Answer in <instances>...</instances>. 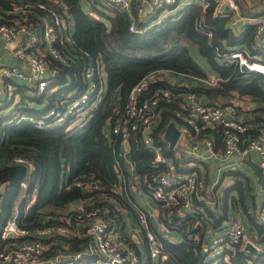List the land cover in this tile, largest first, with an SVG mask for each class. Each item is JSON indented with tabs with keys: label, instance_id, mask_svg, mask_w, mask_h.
Segmentation results:
<instances>
[{
	"label": "trees",
	"instance_id": "16d2710c",
	"mask_svg": "<svg viewBox=\"0 0 264 264\" xmlns=\"http://www.w3.org/2000/svg\"><path fill=\"white\" fill-rule=\"evenodd\" d=\"M26 1L0 0V15L12 16L8 12L14 9V5L21 6ZM41 1L55 9L71 25V36L65 39L56 31L57 37L53 41L65 59L46 54L48 70L52 73L47 93L32 97L26 85L17 83L15 87L20 98L16 102L6 98L0 100L3 103L1 107L15 106L0 118V250L16 240L2 237L3 229L16 208L20 225L33 229L56 220L58 212L70 203L90 198L92 205H100L106 210L103 212L104 218L113 226L122 228L121 235L141 254L138 243L123 231L124 209L136 213L127 197L113 192L102 196L83 190L75 181L95 178L105 186L118 181L116 161L119 160L124 166L120 155L124 145L111 132L117 113L124 110L133 87L152 72L169 71L206 78L207 73L192 56L191 48H196L207 60L218 80L216 85L185 86L182 89L221 97L222 103H209L222 106L231 105L234 95L248 97L258 103L253 110L256 119L264 121V74L259 71L244 72L236 63L217 56V50L246 48L250 55L260 53L264 59V53L254 45V24L247 21L238 30L233 29L229 25V15H214L215 3L212 1L206 8L201 1H190L161 19L159 17L164 8L173 9L180 3L146 9L139 16L136 11L138 0H133L131 13L118 5H109L105 0H85L84 4L82 0ZM236 1L244 16L264 12V3L260 7H251L245 0ZM42 12L35 8L28 14L32 20H39V14H44ZM133 19L138 31L129 29ZM96 59H101L107 75L106 91L86 117L72 127L67 124L34 126L32 118L44 115L49 107L60 100L73 99L85 90L84 63H94ZM159 87L173 90L171 100L161 102V119L154 131L156 142L163 146L167 155L171 149L164 138V131L170 121L180 123L175 110L179 108L180 100L177 93L182 89H177L165 79L150 83L147 91ZM33 101L45 102V107L40 108ZM215 141L218 146L217 136ZM129 142L130 157L135 162L136 172L144 178L151 170L153 151L141 141L139 135H132ZM19 157L31 161V172L26 164L15 160ZM192 157H187L186 161L192 160ZM187 168L199 170L197 164ZM226 173L234 178L230 187L219 191L221 179L213 190L206 193V198L213 201L212 206L202 198L196 200L193 214L166 209L162 217L164 224L169 229L179 231L182 240L175 241L159 234L163 244L159 264H264L262 250L255 254L246 250L245 246L224 248L222 253L211 257L205 248L206 227L201 216L211 222L214 230H219L222 222L230 218L229 202L233 205L232 200L237 199L246 208L242 171L228 170ZM23 181H26V187L21 186ZM236 189L238 197L231 196ZM32 196L34 200L30 202L28 197ZM249 223L253 224L261 237L264 236V223H259L255 217H250ZM246 230L248 234L252 233ZM249 230L253 229L250 227ZM54 238L50 249L52 253H75L85 250L89 244L86 236L66 239L56 235ZM144 246V264H154L147 240ZM93 257H83L78 262L84 264Z\"/></svg>",
	"mask_w": 264,
	"mask_h": 264
},
{
	"label": "built area",
	"instance_id": "2783aa9c",
	"mask_svg": "<svg viewBox=\"0 0 264 264\" xmlns=\"http://www.w3.org/2000/svg\"><path fill=\"white\" fill-rule=\"evenodd\" d=\"M105 1L109 5H118L132 12L133 0ZM180 1L138 0L136 11L141 16L146 9L179 4ZM210 1L215 3V16H227L232 11L239 18L252 22L254 45L264 53V12L255 16H244L236 0H203L204 8L210 4ZM35 8L44 13L39 14V20H32L28 14ZM10 13L11 18L0 15V47H12L19 63L0 65V100L6 98L16 102L20 98V93L16 92L17 83L26 85L35 95L49 91L47 86L52 73L48 70L46 54L65 59L53 45V41L57 37L56 31L65 39H70L71 25L55 9L41 0H28L21 6L15 4L8 15ZM129 29L138 31L134 19ZM217 56L222 60L236 63L240 70L242 66L247 65L251 71H259L252 68L255 62H258L263 67L259 72L264 73V59L260 53L250 55L246 48H237L217 50ZM167 72L169 71L152 72L139 81L129 93L124 110L116 115L111 132L118 136L121 145H124L120 152L124 166L119 160L116 161L118 181L109 186L103 185L95 178L75 181V184L83 190L100 193L102 196L113 192L127 197L128 202L136 209L135 215L144 230L154 264H159L163 244L159 233L150 225L151 214L134 199L135 188L140 187L154 197L158 202L161 217L166 209H176L182 214H193L196 211L197 199L203 198V201L212 206L213 201L206 198V193L213 190L221 173L228 170L245 172L247 167L245 159L252 158V153L257 154L256 161L264 171V121L257 120L256 113L251 112L252 110L242 111L234 101L230 106L202 102L198 99L197 92L182 89L191 86L175 79H168L165 75ZM103 73L101 59H96L94 63L85 62L83 67L85 90L73 99H63L52 105L47 109L46 114L32 118V124L37 127L57 124H67L68 127H72L84 119L106 91ZM165 79L177 89H182L177 93L180 100L179 108L175 110L180 119V123H176L180 134L175 145L170 148L171 153L167 155L163 151V146L156 142L154 131L161 119V102L171 100L173 90L170 87H159L147 91L150 83ZM217 80L216 77V80L204 81L216 85ZM132 135H139L141 141L153 151L150 161L151 170L144 178L136 172L135 162L130 157L129 139ZM216 136L219 140L218 146H216ZM203 153L206 155H202ZM191 156H193L192 160L186 161L187 157ZM200 156L211 158L216 163L218 176L211 185L207 183L203 172L187 168L195 165L196 158ZM15 160L26 164L29 172L32 171L31 161L22 157ZM21 186L26 187V181H23ZM28 198L30 202L34 200L33 196ZM105 211L100 205H92L90 198H83L62 208L53 222L30 229L20 225L19 211L16 208L2 233L3 238L11 237L16 240L11 244L7 243L0 250V264H82L78 262L79 259L83 257L87 259L91 256L94 257L84 264H144L142 254H139L121 235L120 227L113 226L104 218ZM257 218L260 223H264V183ZM161 223L162 229L168 232L169 228L163 220ZM246 229L247 225L242 219L232 216L221 225L219 230H216L214 236L205 244V248L210 255L215 256L222 253L224 248L244 247L250 241L260 250L259 245L249 237ZM9 232L12 236L8 235ZM56 235L66 239L86 236L89 244L85 250L75 253L66 251L52 253L50 249Z\"/></svg>",
	"mask_w": 264,
	"mask_h": 264
},
{
	"label": "crops",
	"instance_id": "0c3cea01",
	"mask_svg": "<svg viewBox=\"0 0 264 264\" xmlns=\"http://www.w3.org/2000/svg\"><path fill=\"white\" fill-rule=\"evenodd\" d=\"M190 1H193V0H181L179 5H181V4L185 5L188 2H190ZM198 1H201L203 3V0H198ZM263 3H264V0H253V2H251V4H249V5L250 6L254 5L256 7H260ZM263 7H264V4H263ZM160 17H162L161 14H160ZM229 17H231L230 21H229V25L235 30H238L240 28V26H242L244 23H246L248 21L245 18H239L232 11H230ZM191 53H192V56L196 59V61L198 63H200V65L205 69V71L207 73L206 78H199V77H195V76H191V75H186V74H181V73H174V72H167V73H165V75L170 80L171 79L172 80L175 79L178 82L187 84V85H189L191 87L198 86V85L202 86V82L206 83V86H207L208 83L205 82L204 80L205 79H210L211 80V77L215 76V75H213V76L209 75L210 74L209 69L211 70L212 68L208 64L207 60L204 57H202L197 52L196 48H191ZM11 63H19V59H17V57L15 56L12 47H3V46H1L0 47V65L1 64H11ZM103 76H104V79L106 80L107 75H106L105 71L103 73ZM197 94H198V99L201 100L202 102H211V101L218 102V101H222L221 97H217V96H213V95H206L204 92H197ZM236 96L237 95H234L235 100H232V104L235 102L239 107H242L244 109L252 110L251 112H254L253 110L258 107V103L256 101L252 100V99H251V102H248L249 106L245 107L243 104L237 103L238 99L236 98ZM227 106H230V105H227ZM247 113H249V112H247ZM202 155H206V154L203 153ZM196 164L199 166V170H201L200 172H203V173H204V171H206V170H204V168H205L204 166H207V168H209L210 166H212V164H215V167H213V174L215 176H210L209 179H210V181L212 180V182H213L214 178H216V176H218L216 163L211 158H208V157H205V156L197 157L195 165ZM247 169H249L251 171L252 177H255V179H256L255 181H256V184L258 185V187H261L262 184L259 182L258 177L253 173L252 169L248 165H247V167L245 169V172L247 171ZM207 173H208V170H207ZM224 177L231 178L228 175V173L225 174V172H223L220 175L219 181L221 179L223 180ZM135 190L136 191L133 193V197L135 196L134 199L140 205H142L144 208H146L147 211L149 212V214H151V217L149 219L151 227L154 228L163 237H166L168 239H172V240H175V241H181L182 240V235H181V233L179 231L169 229V231L166 232L165 230L162 229V227H161L162 217H161L160 211L158 209V204L156 205L155 203L150 201L149 195L143 189H141L140 187L135 188ZM233 192L234 191L231 192V196L235 195V193H233ZM261 193H260V196H261ZM261 201H262V198H261ZM261 201L260 202L257 201V204L258 203L259 204L257 205V209H255L256 213L255 212L252 213V211L249 209L248 203L246 205L247 211H244L245 212L244 214H242V210L241 209H239V211H238V213H239L238 215L243 219V221L247 225V229H248L249 232L253 233V231L255 229V227L253 228V224L251 225L249 223V221H250V217H253V216L258 220L257 212H258V208H259V206L261 204ZM237 203L239 204V201ZM236 208H238V205L236 206ZM130 213H131V211L124 210V219L125 220H124V225H123V231L126 233V235H128L130 238H133L138 243V247L142 250L141 254L143 256V255H145L146 252L144 251V249H145L144 247L145 246H143V244H142V240H141L140 235L136 234V233L132 234L131 232L126 230V226L129 223V221H130L129 220V214ZM235 215H236V210H235L234 204L232 205V202H229L228 217H232V216H235ZM247 215H248V217H247ZM201 217H202V220L205 222V227H206V235H205L206 238L205 237L204 238H205V241H208L209 239H211L214 236L216 230L213 229L211 222L207 218H205L203 216H201ZM227 220L228 219H225L222 222V224L225 223ZM250 227L253 229L252 231L249 230ZM120 231L122 232V228L120 229ZM255 237H258V235L255 234ZM261 238L264 239V236L261 237ZM69 253H72V252H69ZM210 256L214 257L212 255H210ZM144 257L145 256H143V258H142L143 261H144Z\"/></svg>",
	"mask_w": 264,
	"mask_h": 264
},
{
	"label": "rangeland",
	"instance_id": "374dc122",
	"mask_svg": "<svg viewBox=\"0 0 264 264\" xmlns=\"http://www.w3.org/2000/svg\"><path fill=\"white\" fill-rule=\"evenodd\" d=\"M246 1V3L249 5V4H251V2H253V0H245ZM82 2H83V4L85 3V0H82ZM182 5V4H181ZM181 5H177L178 7H176V8H173V9H169V8H164L163 10H162V12H161V15H162V17H159V19H161V18H163L164 16H166L167 14H169V13H171V12H176L177 10H179L180 9V7H181ZM183 6V5H182ZM250 6V5H249ZM86 7H87V4H86ZM251 7H255L254 5H252ZM242 13V12H241ZM165 14V15H164ZM243 14V13H242ZM164 15V16H163ZM209 69V68H208ZM209 72H210V76H213V75H215V76H213V77H211V80H216V76H217V74H216V72L213 70V69H209ZM264 74V73H263ZM201 86V85H200ZM202 86H206V83H204V82H202ZM207 86H211V85H207ZM29 95H32V97H34L35 96V94H34V92L33 91H30L29 93H28ZM36 96H39V95H36ZM236 98L238 99V101H237V103H241V104H243L245 107H247V106H249V104H248V102H251V99L250 98H248V97H241V96H236ZM28 100L30 101V99L28 98ZM233 100H235V97L233 96ZM2 101H0V118L2 117V116H4V115H6V114H8L10 111H12L14 108H15V106L13 105V106H8V107H1V106H3L2 104L3 103H1ZM33 103H35V105H37V106H40V108H44L45 107V102H43V103H38V102H34L33 101ZM71 103V102H70ZM221 103H222V101H221ZM224 103V102H223ZM240 109L242 110V111H249V109H244V108H242V107H240ZM254 109V108H253ZM47 113V110L44 112V114H46ZM6 122V121H5ZM252 158L254 159V160H257L258 159V156H257V154L256 153H252ZM213 167H215V164H212V166H210L209 168H204V170H208V173H207V171H204V174H205V177H207V183L209 184V185H211V183H212V180L210 181V179H209V177L210 176H215L214 174H213ZM242 179H243V183H244V187H245V189H244V195H246L245 196V199H244V201H245V204L247 205V203H248V205H249V209L252 211V213H256V211H255V209H257V205L259 204H257V201H261V198H262V185H261V187H258V185L256 184V179H255V177H252V173H251V171L249 170V169H247V171L246 172H244V171H242ZM234 178L233 177H231V178H228V177H224V179L223 180H221V185H220V189H219V191H221V192H223V190H225L226 188H229L230 187V185L233 183V180ZM248 180H250V182L248 183ZM234 192L233 193H235V197H238V191H237V189L236 190H233ZM260 193H261V196H260ZM253 195V196H252ZM149 197H150V201H152L153 203H155L156 205L158 204V202L154 199V197L152 196V195H149ZM237 200V199H236ZM235 199H233L232 201H234V207H235V210H236V215H235V217H237V218H240V219H242L238 214V211H239V209H241L242 210V214H244L245 212L244 211H247V208H245L244 207V204H243V202L242 201H239V204L238 203H235V201H236ZM237 202V201H236ZM238 205V208H236V206ZM243 208V209H242ZM124 210H129V209H124ZM129 211H131V210H129ZM251 213V212H250ZM247 217H248V215H247ZM254 217V216H253ZM246 219V218H245ZM129 223L127 224V226H126V230L127 231H129V232H131L132 234H134V233H136V234H139L140 235V237H141V240H142V244H143V246H144V243H145V234H144V230H143V228L140 226V224H139V222L137 221V219H136V216H135V214L131 211V213L129 214ZM243 220V219H242ZM260 223V222H259ZM255 234H258V230L257 229H255L254 231H253V233H249V235L251 236H249L250 238H252L253 240H255V242L259 245V248H260V250H264V239L263 238H261V236L258 234V237H255ZM263 235H264V233H263Z\"/></svg>",
	"mask_w": 264,
	"mask_h": 264
},
{
	"label": "water",
	"instance_id": "95a60500",
	"mask_svg": "<svg viewBox=\"0 0 264 264\" xmlns=\"http://www.w3.org/2000/svg\"><path fill=\"white\" fill-rule=\"evenodd\" d=\"M242 71L248 72L251 71L247 65L242 66ZM180 131L178 126L176 125L175 121H170L164 131V138L169 143V148H172L175 143L178 140ZM245 163L252 169L253 173L258 177L259 182L261 184L264 183V171L260 167L259 163L256 160H253L252 158H246ZM9 236H12V233H8ZM245 249L249 250L252 253H258L259 249L256 245H254L252 242H247L245 244Z\"/></svg>",
	"mask_w": 264,
	"mask_h": 264
},
{
	"label": "bare ground",
	"instance_id": "6f19581e",
	"mask_svg": "<svg viewBox=\"0 0 264 264\" xmlns=\"http://www.w3.org/2000/svg\"><path fill=\"white\" fill-rule=\"evenodd\" d=\"M252 68L255 69V70H259V71L263 70V67L258 62H255V65H253Z\"/></svg>",
	"mask_w": 264,
	"mask_h": 264
},
{
	"label": "clouds",
	"instance_id": "9594fccd",
	"mask_svg": "<svg viewBox=\"0 0 264 264\" xmlns=\"http://www.w3.org/2000/svg\"><path fill=\"white\" fill-rule=\"evenodd\" d=\"M260 251V250H259Z\"/></svg>",
	"mask_w": 264,
	"mask_h": 264
}]
</instances>
